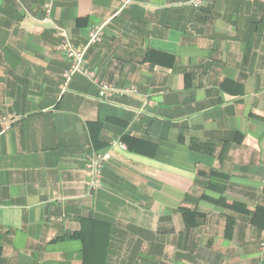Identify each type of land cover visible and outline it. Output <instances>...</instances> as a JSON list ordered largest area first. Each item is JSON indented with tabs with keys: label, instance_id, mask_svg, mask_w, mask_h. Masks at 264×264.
<instances>
[{
	"label": "crops",
	"instance_id": "crops-1",
	"mask_svg": "<svg viewBox=\"0 0 264 264\" xmlns=\"http://www.w3.org/2000/svg\"><path fill=\"white\" fill-rule=\"evenodd\" d=\"M193 2L0 0V264H264V5Z\"/></svg>",
	"mask_w": 264,
	"mask_h": 264
},
{
	"label": "built area",
	"instance_id": "built-area-1",
	"mask_svg": "<svg viewBox=\"0 0 264 264\" xmlns=\"http://www.w3.org/2000/svg\"><path fill=\"white\" fill-rule=\"evenodd\" d=\"M246 2H261L264 5V0H242ZM57 0H45L43 6L44 18L43 22L47 25H54L52 20V12L54 4ZM131 0H125V4H129ZM193 5L196 8L204 6L203 0H194ZM105 25L95 27L91 32L89 42L82 48H76L71 40L68 31L64 28L57 29V35L60 42L57 46L58 52L69 63V69L63 75L64 83L62 85V93H65L69 84L76 76H82L88 80L93 86L98 89L99 99L103 102H110L117 96L125 94H137L138 90L135 87H127L119 89L107 82H105L95 71L88 69L86 55L88 49L95 43L101 42L103 39V32ZM114 146L119 145L122 149H126L123 143L115 142ZM112 155L110 151H96L89 155L86 160V173L89 178L88 186L92 190L102 187V176L105 165L110 162ZM264 249V243L262 245Z\"/></svg>",
	"mask_w": 264,
	"mask_h": 264
},
{
	"label": "trees",
	"instance_id": "trees-1",
	"mask_svg": "<svg viewBox=\"0 0 264 264\" xmlns=\"http://www.w3.org/2000/svg\"><path fill=\"white\" fill-rule=\"evenodd\" d=\"M80 238H81V235L79 233H75L73 235L64 237V239H80Z\"/></svg>",
	"mask_w": 264,
	"mask_h": 264
}]
</instances>
